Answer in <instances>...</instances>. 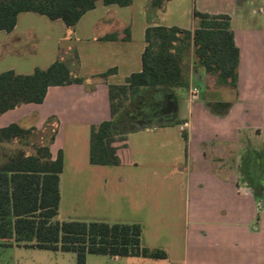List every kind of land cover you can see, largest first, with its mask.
Instances as JSON below:
<instances>
[{
    "label": "crops",
    "instance_id": "obj_1",
    "mask_svg": "<svg viewBox=\"0 0 264 264\" xmlns=\"http://www.w3.org/2000/svg\"><path fill=\"white\" fill-rule=\"evenodd\" d=\"M247 2L167 0L154 6L131 0L121 6L96 0L73 26L22 11L11 31L0 30L6 67L0 72L28 74L59 57L84 79L49 86L42 102L0 114V127H34L42 143L52 136V160L62 153L56 218L139 223L141 245L166 253L86 254L85 264H264V210L249 179L264 160V20L251 16ZM194 9L229 17L239 51L236 88L215 85L203 67L192 65L188 88L199 89L194 100L188 88H176L170 105L159 104L153 120L138 121L114 143L119 164H92L91 126L110 117L108 86L141 71L146 27L192 31ZM241 176L249 187L240 186ZM0 245L23 258L21 264H76L72 251L24 246L13 238Z\"/></svg>",
    "mask_w": 264,
    "mask_h": 264
},
{
    "label": "trees",
    "instance_id": "obj_2",
    "mask_svg": "<svg viewBox=\"0 0 264 264\" xmlns=\"http://www.w3.org/2000/svg\"><path fill=\"white\" fill-rule=\"evenodd\" d=\"M95 1L0 0V30L11 31L22 11L61 19L67 26H73L85 11L94 7ZM101 1L121 6L131 2ZM165 1L151 0L154 6ZM193 18L196 26L192 31L177 26L146 27L141 71L131 73L124 84L108 86L110 117L91 126L92 164H119L114 143L134 129L127 128L125 123L131 115L137 112L144 115L156 104L170 105V96L176 88H188L192 65L203 67L215 85L236 88L239 51L229 17L194 9ZM75 61L78 64L77 57ZM83 81L59 57L48 67H35L28 74L11 69L2 71L0 114L23 103L42 102L49 86ZM126 102L135 111H127ZM37 133L40 132L34 127L23 128L17 123L0 127V239L13 238L16 244L24 246L72 251L76 264H85L86 254L166 258L164 250L141 245L139 223L58 220L62 153L52 160L48 149L52 136L42 143L33 140ZM13 142L32 147V153L22 146H6Z\"/></svg>",
    "mask_w": 264,
    "mask_h": 264
},
{
    "label": "rangeland",
    "instance_id": "obj_3",
    "mask_svg": "<svg viewBox=\"0 0 264 264\" xmlns=\"http://www.w3.org/2000/svg\"><path fill=\"white\" fill-rule=\"evenodd\" d=\"M247 9H248L249 13L251 14V16L253 18H260V19L264 20V0H248ZM1 67L6 68L4 63L0 65V68ZM213 85H214L213 83L208 84L207 85L208 90H210V91L214 90V88H215L214 86L215 85L214 86ZM124 107H126L127 111H131V112H132V110L135 111L134 107H131L130 105H128V102L125 103ZM158 109H159V106L158 107L154 106L151 111L149 110L147 113H144V115L140 114V112L135 113V115L133 114L134 117H133V115H131L130 120H128L125 123L126 127L127 128H133L138 123V121L153 120L154 119L153 116L155 115V112ZM182 114L183 115L186 114V109H183ZM40 139L41 138H37V136L33 137V140L37 141V142L38 141L40 142L41 141ZM44 140L47 141L45 138H44ZM6 146L14 148V147H17V146H22V145L19 144V143L13 142L12 144H7ZM22 147L28 149V151L32 153V150H31L32 147H30V146H22ZM246 177H248V176H246ZM238 181H239L240 186H242V187L246 188V187L250 186V184L248 182V179H246L245 176H243V177L241 176L240 178H238ZM259 195L260 196L256 197L253 194V196L256 199V202H258V207L261 210H264V197L262 196V191L261 190H260V194ZM22 259L23 258H20L19 255L15 254L9 248H3L0 245V264H21Z\"/></svg>",
    "mask_w": 264,
    "mask_h": 264
},
{
    "label": "flooded vegetation",
    "instance_id": "obj_4",
    "mask_svg": "<svg viewBox=\"0 0 264 264\" xmlns=\"http://www.w3.org/2000/svg\"><path fill=\"white\" fill-rule=\"evenodd\" d=\"M259 162V161H258ZM250 182L252 183V191H262V196L264 197V160L260 163H256V168L250 171L249 174Z\"/></svg>",
    "mask_w": 264,
    "mask_h": 264
},
{
    "label": "built area",
    "instance_id": "obj_5",
    "mask_svg": "<svg viewBox=\"0 0 264 264\" xmlns=\"http://www.w3.org/2000/svg\"><path fill=\"white\" fill-rule=\"evenodd\" d=\"M199 94V89L196 86H190L188 88V99L194 100ZM186 127V123L180 125V129H184ZM156 127H154L155 129Z\"/></svg>",
    "mask_w": 264,
    "mask_h": 264
}]
</instances>
